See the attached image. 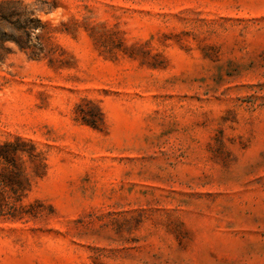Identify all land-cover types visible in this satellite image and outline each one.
<instances>
[{
  "label": "rangeland",
  "instance_id": "rangeland-1",
  "mask_svg": "<svg viewBox=\"0 0 264 264\" xmlns=\"http://www.w3.org/2000/svg\"><path fill=\"white\" fill-rule=\"evenodd\" d=\"M20 1L0 174L31 213L0 264H264V0Z\"/></svg>",
  "mask_w": 264,
  "mask_h": 264
},
{
  "label": "trees",
  "instance_id": "trees-1",
  "mask_svg": "<svg viewBox=\"0 0 264 264\" xmlns=\"http://www.w3.org/2000/svg\"><path fill=\"white\" fill-rule=\"evenodd\" d=\"M35 18L30 6L20 0H0V59L8 49L4 47L6 42L13 43L20 52L25 53L28 58L34 59L39 56L41 48H35L32 36L41 31V26ZM94 123V122H93ZM2 150V151H1ZM4 150V151H3ZM22 154L17 149V144L4 142L0 145V160L7 165H13L14 156ZM28 160L36 168L40 165L38 154L28 153ZM7 174H14L17 178L22 177L27 181V174L19 170H8ZM0 174V216L10 218L22 217L31 213L25 206L20 204V182H12L8 177Z\"/></svg>",
  "mask_w": 264,
  "mask_h": 264
}]
</instances>
